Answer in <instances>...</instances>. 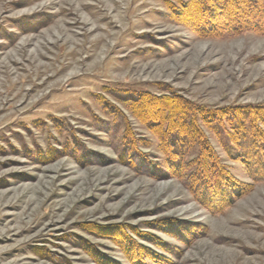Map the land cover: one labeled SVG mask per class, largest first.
<instances>
[{
	"label": "rangeland",
	"instance_id": "374dc122",
	"mask_svg": "<svg viewBox=\"0 0 264 264\" xmlns=\"http://www.w3.org/2000/svg\"><path fill=\"white\" fill-rule=\"evenodd\" d=\"M189 1L0 0V264H264L244 153L214 123L181 146L130 110L264 107V36H198Z\"/></svg>",
	"mask_w": 264,
	"mask_h": 264
},
{
	"label": "trees",
	"instance_id": "16d2710c",
	"mask_svg": "<svg viewBox=\"0 0 264 264\" xmlns=\"http://www.w3.org/2000/svg\"><path fill=\"white\" fill-rule=\"evenodd\" d=\"M207 1L191 0L186 7H182L183 12L189 10L188 6L191 7L187 13L190 14L189 17L194 16L195 22L191 21V24L195 25L198 36H234L240 33L264 36V0H221V5ZM192 7H199V11ZM217 7H220V12L214 13L213 10ZM181 14L178 13L175 17L179 18ZM131 105L130 110L139 122L155 134L162 128L171 144L183 146L187 141L209 144L203 129L214 123L209 129L217 128L221 133L222 143L219 142V145L225 150L230 147L236 152L240 150L244 153L240 161L247 167L251 179L264 181V107L246 106L209 112L174 94L155 99L141 94L134 98ZM222 123L227 126L224 127ZM239 140L244 141V146H240ZM200 150L195 167L205 172L206 162L211 157L204 160L202 153H207L208 150L203 147ZM211 155L213 157V153ZM234 155L233 151L230 152V156ZM170 165L177 172L183 166L179 161L170 162ZM212 165L216 166V162H212ZM202 187L201 193L207 194L208 186ZM195 193L196 191L193 194Z\"/></svg>",
	"mask_w": 264,
	"mask_h": 264
}]
</instances>
